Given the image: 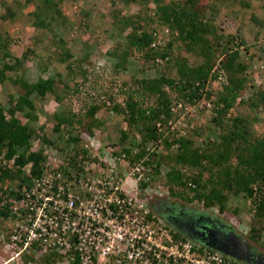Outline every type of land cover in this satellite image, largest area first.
Listing matches in <instances>:
<instances>
[{
	"label": "trees",
	"instance_id": "obj_1",
	"mask_svg": "<svg viewBox=\"0 0 264 264\" xmlns=\"http://www.w3.org/2000/svg\"><path fill=\"white\" fill-rule=\"evenodd\" d=\"M109 1L112 11L102 14L101 20L106 17L108 31H115L110 37L116 41L104 54L113 72L100 81L101 74L96 75L97 68L90 60L93 45L83 42L86 51L76 56L70 42L58 38L53 29V23L58 27L66 21L58 9L62 0H43L44 7L32 14V27L51 34L54 63L63 70L56 73L57 80L38 77L35 82L27 81L23 66L34 50L26 48L16 56L18 38L11 39L0 26V86L11 85L15 90L8 97L7 109L0 104V154L15 157L17 166L30 164L31 175L37 177L45 157L42 150H31L33 141L38 140L40 149L61 151L74 146V154L84 157L72 165L81 168L88 162L87 150H82L84 137L101 128L110 129L114 115L121 121L120 131L117 138L108 140L130 141L131 146L124 149L126 154L137 148L135 157L142 158L144 146L157 143L155 150L161 153L149 154L154 165L152 181H158L160 167L165 164L162 183L171 197L184 204H201L219 215L231 211L230 197L247 199L251 213L247 236L257 242L264 233V133L254 134L251 126L264 110V36L255 37L253 32H264V18L251 14L246 20V10L251 6L236 0ZM132 6L136 12L121 14L123 7ZM226 7L227 17H234L237 24L234 32L217 21ZM15 17L12 6L0 0V22ZM93 21L92 11H81L79 23L84 30L90 29ZM244 27L252 39L245 36ZM130 61L139 68L129 69ZM43 67L46 72L48 65ZM215 68L225 74L227 82L213 93L210 87L217 77L212 73ZM258 78L263 80L256 86ZM37 99L61 106L51 118L55 140L44 134V126H37L41 107ZM202 99L212 108L203 107L201 114L206 121L196 126L191 113L198 111L196 105ZM237 107L245 112L232 111ZM99 111L109 116L98 117ZM27 180L20 169L0 173L8 196L18 194L16 190ZM145 186L143 183L141 188ZM231 212L240 214L238 209ZM11 225L9 208L0 206V233L7 234ZM24 259L26 263L34 260L29 256Z\"/></svg>",
	"mask_w": 264,
	"mask_h": 264
},
{
	"label": "built area",
	"instance_id": "obj_2",
	"mask_svg": "<svg viewBox=\"0 0 264 264\" xmlns=\"http://www.w3.org/2000/svg\"><path fill=\"white\" fill-rule=\"evenodd\" d=\"M212 73L214 83L226 82L222 71ZM196 106L211 109L204 99ZM99 135L84 137L88 162L81 168L72 165L84 157L74 154V146L40 149L33 141L31 150H42L45 157L37 177L30 164L20 167L15 157L0 154V173L20 169L28 178L14 196L0 182V206L9 208L13 220L8 233H0L2 264H243L179 235L151 212V199L169 195L163 183L152 181L149 154L160 151L156 142L147 143L146 154L136 158L137 148L124 151L130 141ZM226 237L222 241L231 244L232 237ZM26 256L34 260L26 263Z\"/></svg>",
	"mask_w": 264,
	"mask_h": 264
},
{
	"label": "rangeland",
	"instance_id": "obj_3",
	"mask_svg": "<svg viewBox=\"0 0 264 264\" xmlns=\"http://www.w3.org/2000/svg\"><path fill=\"white\" fill-rule=\"evenodd\" d=\"M15 1L20 2L21 6L18 7ZM27 0H6L8 4H10L14 10L15 18L12 21H7L5 23L0 22L1 30L8 34V36L12 38H18L17 46H15V55L19 56L20 53H22L26 48L34 50V55L31 56L24 64L23 66V76L24 78L29 82H35L38 77H41L43 79L52 77L55 80L58 79L56 73L61 72L62 73V65H56L54 63V59L51 53V34L48 32H45L44 30H40L37 28L32 27V21H34V16L32 14H36L40 8L44 7L43 0H31L30 3H25ZM233 1V0H232ZM236 1H244L248 2L250 4V8L246 10L245 17L246 20L249 21L250 15H256L259 19L264 18V9L263 4L264 0H236ZM117 5H119L117 3ZM116 5V6H117ZM58 9L60 12L65 16L66 21L56 27V24L53 23V29L55 30V33L57 34L58 38H62L65 40H68L70 43L72 51L76 56H78L81 53H85V49L82 48L83 42H89L93 45V53L91 55V62H93L96 66V72L100 76L99 81L102 80V77L106 79L109 77V75L113 72L112 64L107 62L104 58L105 52L108 50V48L111 47L112 44H114V41L116 39L110 37V34L112 32L115 33L113 30H109V21H107L106 17L101 20L102 14H108L110 11H112V7L109 0H62V3H60ZM82 10L92 11L94 15V21L92 23V27L90 29L82 28L80 21V13ZM127 10H132L131 13L136 12V7H130L121 9V14L125 15L128 14ZM55 12V10L53 11ZM229 12L228 8H224L221 14L218 16V23L223 26L227 31L234 32L236 29V23L234 21V17H227L226 15ZM243 15V14H242ZM105 20V21H104ZM83 23V22H81ZM250 27L251 23H247ZM81 26V28H80ZM243 33H245V36H248V39H252L251 34L248 32V29L244 27ZM258 30V29H257ZM108 31V32H107ZM261 31V30H260ZM260 31L257 33V37L259 35L264 36V32L260 33ZM242 34V33H241ZM114 39V40H113ZM56 58V57H55ZM57 60V59H56ZM53 61V62H52ZM44 65H48L47 71L43 72L42 68H44ZM84 67L86 68L87 65L84 64ZM139 68V65L135 61H130L129 63V69ZM253 65V69H254ZM131 72V71H130ZM66 77V76H65ZM62 79L66 81L64 78V75L62 76ZM97 77H94V80L96 81ZM263 79L258 78L255 82L256 86H259L261 81ZM227 82V80H226ZM105 84V83H104ZM221 84L212 83L211 89L213 93L219 92L221 90ZM206 91H209L208 88H206ZM15 90L11 85H5L0 86V104L4 106L6 109L9 107L8 105V97L9 95H14ZM94 94V93H92ZM40 102V109L37 112L38 116V122L37 126H44V134L48 136L49 140H55L57 138V134L55 135L52 133V114L54 112H58L61 106H58L56 103H54L51 100H41L37 99ZM75 101V100H74ZM76 103V101H75ZM212 108V105H211ZM239 108V107H237ZM234 109L232 111H240L245 112L243 108ZM207 109V108H206ZM201 111H205L203 107H198V111L195 113H191L195 115L193 118L196 121V126L204 125L205 123V115L201 114ZM208 112V111H207ZM233 113V112H231ZM107 117L109 114L105 111H99L98 117ZM22 117V116H21ZM260 120L253 124L251 126V130L254 134L259 135L261 133H264V110L259 115ZM107 120V118H106ZM22 123L26 122V119L21 120ZM121 121L118 119L116 120L115 116L113 115L112 123L109 125L110 129L107 128H101L100 130H95L93 134L96 132H100V139L101 140H108V138H117L118 134L117 132L120 131V125ZM195 124V122H194ZM34 128L36 127L35 124L33 125ZM106 126V125H105ZM104 126V127H105ZM124 127V125H122ZM159 154L161 153L158 152ZM153 170V169H152ZM167 167L165 164H163V167H160L159 172H165L166 174ZM162 178L158 176L157 177V184H162ZM164 196L160 193L159 200L156 201L154 204H157L158 202H164ZM168 198H171V200L179 201L175 197H171L170 195L167 196ZM170 203V201L168 202ZM183 203V202H182ZM166 206L170 207L171 205H168L165 203ZM176 208V207H175ZM228 208L229 210H240L239 216H235L231 211H228L224 213L223 215H219L216 210L207 212L205 209H203L204 213L209 215V213H212V216L216 218V220L222 224L226 225L228 228H231L234 230V227L240 228L242 232L247 231L249 235V224H250V217L251 213L249 211L250 208V202L245 199L244 197H230L228 200ZM180 209V208H179ZM164 217H168V213L165 212ZM171 215V214H169ZM211 216V217H212ZM248 241H250L248 237ZM252 241V240H251ZM252 243L255 244V248H258V250L262 253L264 256V233L261 234L260 240L257 242L252 241ZM0 264H2L0 262Z\"/></svg>",
	"mask_w": 264,
	"mask_h": 264
},
{
	"label": "flooded vegetation",
	"instance_id": "obj_4",
	"mask_svg": "<svg viewBox=\"0 0 264 264\" xmlns=\"http://www.w3.org/2000/svg\"><path fill=\"white\" fill-rule=\"evenodd\" d=\"M155 202L156 201L153 199L149 202L151 212L170 228L174 229L179 235H183L182 231L188 229L194 232L192 235L193 237L203 240L204 242H209L211 245H216L217 240L221 242L225 236H228L227 233L232 234L230 231L231 228H224V225L220 224L216 218L212 216V213L209 214V216L203 215L196 205H186L180 201V203L178 202L168 207L165 205V201L154 204ZM165 212L168 213L167 218L163 215ZM200 216H202V218L199 220ZM206 225L213 227V229L202 231L200 228ZM233 242L234 245L236 244L235 246H237V243L240 245V247H238V249L235 248L233 252H239L238 257L240 259H247L249 257L248 251L243 246L242 242L238 238H235ZM240 249L243 251L240 252ZM258 264H264L263 260L258 258Z\"/></svg>",
	"mask_w": 264,
	"mask_h": 264
},
{
	"label": "crops",
	"instance_id": "obj_5",
	"mask_svg": "<svg viewBox=\"0 0 264 264\" xmlns=\"http://www.w3.org/2000/svg\"><path fill=\"white\" fill-rule=\"evenodd\" d=\"M160 198H155L154 200L155 201H158ZM164 201H165V203H167L168 205H173V204H176V203H178L177 201H175V200H171V198H168V197H164ZM170 201V203H168ZM180 203V202H179ZM186 205H196V207L198 208V210H199V204H197V203H191V204H186ZM205 209V208H204ZM206 211H207V209H205ZM203 215H207L206 213H204V211L203 210H199ZM211 211H213V210H211ZM207 212H209V211H207ZM209 214H211V213H209ZM209 216V215H208ZM224 228H226V229H230V228H228V227H226V225L224 224ZM240 228H238V226L237 227H234V230H232V229H230V231H231V233L232 234H230V233H228L231 237H232V239L234 240L235 238H238L241 242H242V244H243V246L247 249V251H248V258L247 259H240V260H236V259H234L235 261H239V262H241V263H243V264H258V258H260L261 260H263V262H264V256L262 255V253L258 250V248H255V244L254 243H252V241L250 240V241H248V232L247 231H245V232H242L241 230H239ZM236 245V244H235ZM234 245V248L233 249H238V247H240V245L237 243V246H235ZM239 245V246H238ZM243 250L242 249H240V252H242ZM239 252H236L235 254H238ZM242 260V261H241ZM256 260V261H255Z\"/></svg>",
	"mask_w": 264,
	"mask_h": 264
},
{
	"label": "water",
	"instance_id": "obj_6",
	"mask_svg": "<svg viewBox=\"0 0 264 264\" xmlns=\"http://www.w3.org/2000/svg\"><path fill=\"white\" fill-rule=\"evenodd\" d=\"M201 218H202V216H200L199 220ZM200 229L202 231H208V230H212L213 227H211L209 225H206L204 227H201ZM182 233L187 238L192 239V240H194L196 242H199V243H201V244H203L205 246H208L209 248H211L214 251H217V252H219V253H221L223 255H226V256H228L230 258H233V259H236V260H240L239 257H238V254H235V252H233L235 250V249H233L234 248V242L233 241L231 242V244L230 243H226V241H225V243L227 244L226 245L223 241L220 242V241L217 240L216 241V245H211L209 242H204L203 240H200L198 238L193 237L192 235H193L194 232L191 231V230L184 229V231H182ZM225 238H227V237L225 236Z\"/></svg>",
	"mask_w": 264,
	"mask_h": 264
},
{
	"label": "clouds",
	"instance_id": "obj_7",
	"mask_svg": "<svg viewBox=\"0 0 264 264\" xmlns=\"http://www.w3.org/2000/svg\"><path fill=\"white\" fill-rule=\"evenodd\" d=\"M233 259V258H232Z\"/></svg>",
	"mask_w": 264,
	"mask_h": 264
}]
</instances>
